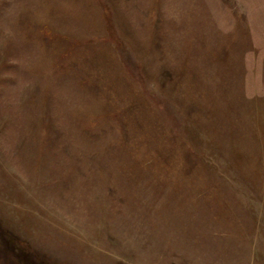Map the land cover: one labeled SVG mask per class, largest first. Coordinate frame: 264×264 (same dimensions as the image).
<instances>
[{
	"label": "rangeland",
	"instance_id": "1",
	"mask_svg": "<svg viewBox=\"0 0 264 264\" xmlns=\"http://www.w3.org/2000/svg\"><path fill=\"white\" fill-rule=\"evenodd\" d=\"M0 264H264V0H0Z\"/></svg>",
	"mask_w": 264,
	"mask_h": 264
}]
</instances>
